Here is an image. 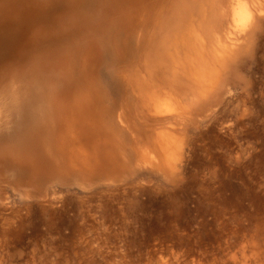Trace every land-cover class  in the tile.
I'll list each match as a JSON object with an SVG mask.
<instances>
[{
  "label": "rangeland",
  "instance_id": "374dc122",
  "mask_svg": "<svg viewBox=\"0 0 264 264\" xmlns=\"http://www.w3.org/2000/svg\"><path fill=\"white\" fill-rule=\"evenodd\" d=\"M244 2L249 15L234 14L237 0H226L217 15L222 27L210 18L194 20V31L183 29L172 43L159 25L163 19L150 14L154 24L132 40L137 52L123 62L116 51V66L123 81L130 62L148 59L142 75H164L160 84H170L150 104L154 120L135 113L128 120L133 130L154 122L161 145H134L140 176L108 165L115 171L99 179L102 188L45 179L37 190L28 169L0 182V264H264V0ZM101 20L89 16L96 32ZM84 33L81 27L76 36ZM161 51L163 58L153 61ZM137 89L134 84V104L141 97ZM162 100L168 113L155 108ZM176 111L181 118L174 124L158 120Z\"/></svg>",
  "mask_w": 264,
  "mask_h": 264
},
{
  "label": "bare ground",
  "instance_id": "6f19581e",
  "mask_svg": "<svg viewBox=\"0 0 264 264\" xmlns=\"http://www.w3.org/2000/svg\"><path fill=\"white\" fill-rule=\"evenodd\" d=\"M225 1L0 0V146L5 145L0 148V182L11 179L14 172L20 174L28 169L29 178L37 190L41 189L45 179L71 187L75 183L76 186L77 183L97 184L109 171H115L108 165L129 174L135 173L137 177L140 171L137 170L139 174L136 172L139 166L138 163L134 166L132 147L144 140H152L157 145H161V141L153 136L157 134L154 122L146 124L147 130L143 131L140 127L133 130L128 120L134 113L139 114L144 122L154 120L150 112L153 103L155 105L159 93H167L170 84H160L164 82L161 81L164 75L158 79L142 75L141 70L148 59L130 62L125 68L123 81L119 80L116 51H120L119 57H123L125 62L131 51L137 52L132 45L134 36L141 29L147 31L157 18L158 22L163 19L159 25H163L162 30H167L166 34L169 33L170 43L177 41L178 32H183V29L193 32L194 20L210 18L215 27H222L223 21L217 19V15L222 13ZM237 4L239 7L233 8L234 14L249 15L244 0H237ZM86 7L93 8L87 10ZM153 12L157 15L154 21L150 15ZM90 14L102 17L97 32L94 24H89ZM81 27H84L85 37L76 36ZM138 44L135 45L138 47ZM170 48L167 46L164 50ZM159 54L153 61L163 58V51ZM134 65L138 69L130 68ZM134 84L138 85L141 95L136 104L132 102ZM182 89V84L178 83L177 94L182 93ZM164 102L155 107L164 109H161L163 113L166 112ZM169 107L167 111L173 112ZM155 112L154 109L153 114ZM180 116L181 113L176 111L175 115L158 120L174 124ZM168 118L170 121L166 120ZM163 163L167 172L173 171L170 163ZM35 166L40 171L32 172ZM110 183L104 184L110 187L113 184ZM94 187L97 188L92 186V191ZM251 254L258 259L254 250Z\"/></svg>",
  "mask_w": 264,
  "mask_h": 264
}]
</instances>
